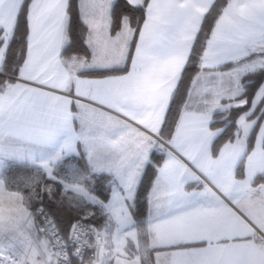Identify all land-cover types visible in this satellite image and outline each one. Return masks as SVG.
I'll use <instances>...</instances> for the list:
<instances>
[{
    "label": "snow or ice",
    "instance_id": "1",
    "mask_svg": "<svg viewBox=\"0 0 264 264\" xmlns=\"http://www.w3.org/2000/svg\"><path fill=\"white\" fill-rule=\"evenodd\" d=\"M0 264H264V0H0Z\"/></svg>",
    "mask_w": 264,
    "mask_h": 264
},
{
    "label": "trees",
    "instance_id": "2",
    "mask_svg": "<svg viewBox=\"0 0 264 264\" xmlns=\"http://www.w3.org/2000/svg\"><path fill=\"white\" fill-rule=\"evenodd\" d=\"M28 175H30V173H28L27 170L22 169V168H12L6 172V176L8 179H15L17 177H27ZM148 185H149V178L145 177L144 185H143V188L141 189V196H140L139 200L137 201V203L141 206V208L146 207V205L144 203V192L146 191ZM44 195H45V199H47L46 193ZM50 215L55 217V219L57 221H60L61 219H66L65 214L58 211V209L55 205H53L51 212H50Z\"/></svg>",
    "mask_w": 264,
    "mask_h": 264
}]
</instances>
